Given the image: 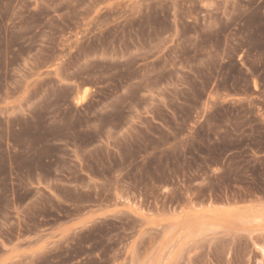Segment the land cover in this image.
<instances>
[{"label":"rangeland","instance_id":"1","mask_svg":"<svg viewBox=\"0 0 264 264\" xmlns=\"http://www.w3.org/2000/svg\"><path fill=\"white\" fill-rule=\"evenodd\" d=\"M0 264H264V0H0Z\"/></svg>","mask_w":264,"mask_h":264}]
</instances>
